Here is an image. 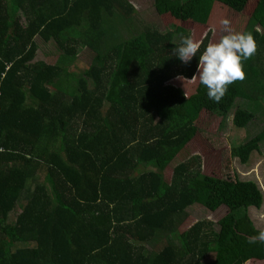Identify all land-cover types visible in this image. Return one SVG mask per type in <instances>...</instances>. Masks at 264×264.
<instances>
[{
	"label": "trees",
	"instance_id": "16d2710c",
	"mask_svg": "<svg viewBox=\"0 0 264 264\" xmlns=\"http://www.w3.org/2000/svg\"><path fill=\"white\" fill-rule=\"evenodd\" d=\"M153 6L165 30L133 34L129 0H0V264H202L209 255V264H264V243H249L262 230L248 214L263 196L233 164L261 151L264 132L237 146L219 135L237 100L264 102V0ZM223 19L250 32L257 50L246 78L215 103L198 78L177 77L198 75ZM188 36L204 43L184 64L173 49ZM36 38L53 41L65 66L34 61ZM80 45L99 65L81 77L69 71ZM253 117L238 110L233 122L246 128ZM197 206L228 208L218 231L198 221L178 244L144 252ZM24 241L35 246H15Z\"/></svg>",
	"mask_w": 264,
	"mask_h": 264
},
{
	"label": "rangeland",
	"instance_id": "374dc122",
	"mask_svg": "<svg viewBox=\"0 0 264 264\" xmlns=\"http://www.w3.org/2000/svg\"><path fill=\"white\" fill-rule=\"evenodd\" d=\"M133 5H136L137 16L136 18L128 25L136 34L141 31L143 26L150 25L157 28L160 31H164L165 27L159 20V17L154 9L153 0H129ZM22 13H19L21 15ZM23 15V14H22ZM23 26L26 25L24 17L21 16ZM261 31L262 29L259 28ZM125 37L130 36L126 33V30H123ZM39 50L37 51L36 58L34 61L44 62L50 65H64L65 55H61L62 51H59V47L52 41L50 43H43L39 38H36ZM77 58L76 62L72 60L70 62L73 74L81 77L82 72L89 66H99L94 62L93 54L85 48L83 45H80L77 48ZM67 60H65L66 62ZM65 66V65H64ZM8 70V68H7ZM87 85L90 89L94 87L93 81L91 79H86ZM29 102V100H27ZM238 110H245L251 112L254 117L248 123L246 128H237L234 125V115ZM264 132V102L258 104H253L247 101L237 100L234 104L233 109L230 111L227 120L224 124V127L219 135L224 138L229 139L230 145H240L244 144L247 140L256 136L259 133ZM234 168L238 172L241 180H251L258 184L260 192L263 196V202L259 209L254 207L249 208L248 214L252 219L254 225L257 229L264 231V141L261 143V151L254 152L249 158L247 163L240 162L239 159L234 158L233 160ZM142 170H147V167L143 166ZM41 183V179H40ZM43 183V181H42ZM34 187V184H28L27 189L31 190ZM24 197L22 201H17L15 208L9 216L8 223L13 224V220L18 211L20 205L24 202ZM229 210L226 206L220 207L215 212H210L201 207H190L183 213L176 216V226L170 231H157L155 236L151 241L143 244L146 254H151L154 252L163 249V247L168 244H178V235L184 231H187L191 226H193L198 221H210L214 225L215 231H218V222L228 214ZM16 247H25L24 244H15ZM213 255H209L202 264H209L213 260Z\"/></svg>",
	"mask_w": 264,
	"mask_h": 264
},
{
	"label": "clouds",
	"instance_id": "9594fccd",
	"mask_svg": "<svg viewBox=\"0 0 264 264\" xmlns=\"http://www.w3.org/2000/svg\"><path fill=\"white\" fill-rule=\"evenodd\" d=\"M220 24L224 34L218 41L210 40L200 54L198 75H194L190 80L182 76L177 77L190 83L198 78L199 82L206 86L208 98L215 103L222 100L229 85L246 78L244 62L255 55L257 50L255 39L250 32H235L227 19L221 20ZM203 43V38L181 37L180 46L173 49V55L184 64H188L194 56H197ZM257 241L264 243V231L249 237V243Z\"/></svg>",
	"mask_w": 264,
	"mask_h": 264
},
{
	"label": "crops",
	"instance_id": "0c3cea01",
	"mask_svg": "<svg viewBox=\"0 0 264 264\" xmlns=\"http://www.w3.org/2000/svg\"><path fill=\"white\" fill-rule=\"evenodd\" d=\"M11 217V216H10ZM14 221V220H13ZM19 244H24L25 247H34L35 242L34 241H24V242H18Z\"/></svg>",
	"mask_w": 264,
	"mask_h": 264
}]
</instances>
